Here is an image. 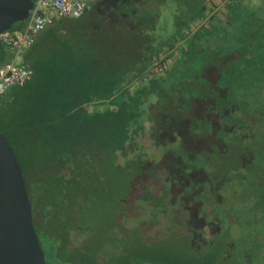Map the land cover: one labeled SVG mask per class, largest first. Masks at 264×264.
<instances>
[{"label":"rangeland","instance_id":"rangeland-1","mask_svg":"<svg viewBox=\"0 0 264 264\" xmlns=\"http://www.w3.org/2000/svg\"><path fill=\"white\" fill-rule=\"evenodd\" d=\"M126 1L119 3L118 10L115 8L112 10L114 13L112 18L118 20L116 23L106 21L105 17L100 16L99 9L96 8L81 18L66 20L64 24L56 26L52 32H47L41 44L26 60L35 69L33 80L26 86L15 87L5 96L0 97V115L4 122H8L12 111L20 104L21 96L41 94L40 91L44 89L50 76H54L58 82L65 80L66 77L80 76L76 81L74 78L73 80L85 84L84 88L76 95L77 99L84 100L107 96L124 85L132 84L137 80L141 81L145 75L149 76V80L152 77L165 78L171 68L180 69L182 66L185 69V64L181 62L180 65L179 62L180 51L177 52L178 58L174 59L175 55H173L172 59L171 51L168 53V50L171 44L178 42L176 37L185 28L184 24L188 18L203 12H208L206 16H210V14L212 16L217 11L215 17L221 18L224 5L232 7L237 4L239 8H235L236 14H234V8L227 9L230 11L228 18H232L229 22L231 26L224 25L225 28L214 30L213 33L218 31L217 35L213 34L209 42L207 40L200 41L197 44L199 46L195 47L196 52L194 53H197L200 46L204 48L199 54L193 55L190 60L195 66L194 74L181 68L180 72L184 76H191L193 84L177 79L178 82L176 81L174 87L168 89L167 95H172L173 99L175 93L200 96L201 99L193 98L194 108L187 114L189 104L186 102L181 103L177 110L175 106L173 108L164 107V99L167 95L164 98L163 96H151L149 102L146 103L147 116L153 117V120L147 118L144 120L145 134L138 139L140 142L138 151L136 155L130 153L128 158L137 160V157H140L147 164L144 166L143 172L137 176L130 191H128L127 185L129 183L130 186L132 182V170L124 171L125 173L119 175L124 181V187L120 189L124 205L122 212L115 216V220L124 233L128 232L129 245L124 244L123 246L122 244L114 249H105L100 256L102 261L109 262L113 256L123 255V264L137 263L144 259L137 250L140 243L135 241L137 233L134 232H138L143 235L144 242L155 245L156 248L162 247L165 253H171V255L181 254L179 261L188 263L190 262V254L186 253L188 242L184 239L183 234L190 230L189 225L201 229L203 233L200 235L201 238L208 237L218 231L220 228L216 224H213L212 227H203V217L212 221V201L215 200L224 198L226 209L232 208L234 196L247 192L248 187L242 181V176L248 175V170L240 168L238 153L242 147L237 142L232 144L228 139H224L227 142L225 144L227 145L226 152L221 153L214 145V151L203 150L199 153L196 152L191 157L183 149V146H180V137L185 136L184 126L188 125L189 129L195 130L198 134L195 137L196 142L200 141L197 148L202 147L206 142L203 139L207 138L205 131L206 129L210 130L212 126L208 120L206 122L195 116L201 117L208 111L209 116L214 117V120L223 125L230 122V116L224 114L222 106L228 107L231 103H235L239 104L241 109L236 127L244 126L247 125L245 100L250 96L252 99L264 98V93L261 95L259 88L260 83H263L264 86V71L261 70V61H256V69L253 71L250 68L237 69L238 63L247 64V61L249 62L250 58L247 59L246 52H252V54L254 52L256 57H260L264 51V0ZM107 8L108 5L104 3L100 10L106 11ZM121 10L123 13H127V17L122 19L121 16H118ZM227 15L225 14L226 17ZM212 20L213 17H208V20L204 21V15H200L195 20L193 28L198 29L196 27L199 25L202 27L207 23L212 24ZM221 20L227 21L226 18ZM21 24L22 22H17L13 27H18ZM210 30L209 26L202 29V31L208 32ZM2 46L7 49L4 45ZM238 53L240 56L235 60L228 58V55H238ZM164 54L169 56L165 62L159 63L165 64L166 69L162 72L163 75H159L153 70L154 65L158 63L155 62V58L160 61L164 58ZM143 67L145 68L143 69ZM87 68H93L94 75L91 72L79 73L80 70H87ZM216 68L220 70L221 76L218 74L219 72L215 74ZM207 69H209L208 72ZM206 73L212 82L219 76L218 86L209 90L210 98L217 100L216 106L212 105V100L197 93L198 83H206ZM206 84L209 86L210 83ZM212 85L214 86V83ZM223 86H225L224 90L219 89ZM263 107L264 104L259 105V108ZM90 109H94V106H90ZM175 110L179 112V116ZM165 112L166 114H164ZM168 113L177 119L180 118L182 133L166 134L159 132L158 129L154 130V127H160V124L165 123L167 118L170 119ZM250 113L253 114V112ZM260 122L258 121L257 124ZM255 132L260 135L257 130ZM217 133L218 136L226 138V135H223L224 131L219 130ZM261 136L264 138V133ZM245 143L247 142L243 140L242 144L245 145ZM170 152L182 155V161L180 157L169 154ZM125 159V157H120L119 163H123ZM257 160L259 161L258 158L254 161L256 164ZM198 167H204L206 173H211V179L215 181L213 184H216L217 192L210 197L208 203L200 202L202 193L198 192L201 190L199 188L201 181L207 177L206 173L188 174L192 169ZM180 171L193 179L191 184H187L188 178L180 176ZM238 177L241 179L240 181L237 180ZM165 184L169 186V192L173 197L166 199L161 210L159 208L156 211L158 213H154V210L149 206L150 202L141 199L142 194L145 190H149L153 195L161 194ZM209 184L210 182L206 185ZM180 187L184 188L182 192ZM187 194L189 197L184 198ZM229 228L231 233H235L237 230L235 226ZM196 242L193 239L194 245L197 244ZM99 243L100 239L97 238L91 242L93 245ZM128 246L130 249L132 246L135 247L134 254L128 252ZM208 250L207 245L203 251L206 253ZM218 263L232 264L230 261L222 259H219Z\"/></svg>","mask_w":264,"mask_h":264},{"label":"trees","instance_id":"trees-1","mask_svg":"<svg viewBox=\"0 0 264 264\" xmlns=\"http://www.w3.org/2000/svg\"><path fill=\"white\" fill-rule=\"evenodd\" d=\"M229 7L231 6L224 5L221 18L215 17L218 11L212 16L210 14L209 17H213V20L209 32L202 31V28L195 33L191 31L194 22L192 20H196L199 14L188 18L185 28L176 37L180 44L177 46L173 43L168 50L169 53L179 49V62L180 65L181 62L185 64V69L181 66L184 71L194 74L195 66L190 60L193 55L203 51L204 47L200 46L197 53H194L200 41L209 42L213 34H218V31L217 34L213 33L214 30L231 26L229 22L232 18H228L230 11L227 10ZM232 8L236 14L235 8H239L238 5L234 4ZM225 14H228L227 17ZM118 16H122V19L127 17L121 12ZM224 18L227 21L221 20ZM246 53L247 59L250 58L249 62L238 63L237 69L250 68L253 71L256 69V61H261V70L264 71V51L260 57H256L254 52ZM239 56V53L231 54L228 58L235 60ZM11 57V52L1 45L0 63L7 62ZM181 68H171L165 78L152 77L150 83H141L135 89H132L134 82L110 92L107 96L84 100L76 97L85 85L75 82L80 76L66 77L61 82L50 76L44 89L40 91L41 94L21 96L20 104L10 114L8 122H4L0 115V130L23 168L32 202L34 225L46 252V264L124 263L123 255H115L109 262L102 261L100 257L105 249L128 244V232L124 233L115 220L124 205L120 194L124 181L119 175L132 170L131 187L129 183L127 185L130 191L147 164L137 156V160L128 158L130 153L136 155L138 151V139L145 134L144 120H153V117L147 116L145 105L151 96L164 98L177 79L193 84L191 76H184L180 72ZM92 69L80 70L79 73H93ZM33 70L32 79L22 87L33 80L35 69ZM217 72L221 76L219 69ZM217 83L214 86L198 83L197 93L210 98L209 90L216 88ZM259 86L263 95V83ZM194 97L191 94L175 93L173 99L172 95H167L164 107L175 106L178 109L181 103L190 105ZM212 101L216 106L217 100L213 98ZM258 104L262 106L264 98L252 99L250 96L245 100L244 107L246 112L262 117L264 124V107L259 108ZM90 106H94V109L91 110ZM229 107L241 110L239 104L235 103L228 107L222 106V110ZM170 118L173 122L175 116ZM262 142L264 143V138ZM120 157L126 158L123 163H119ZM258 158V165H264V147L259 151ZM213 182L215 181L210 177L201 181V190L198 192L202 193V204L208 203L210 197L217 192ZM169 189L165 184L162 193L158 195L145 190L141 199L150 202L153 212L158 213L156 211L159 208L161 210L166 199L173 197ZM195 189L196 187L194 191ZM263 197L264 189L249 187L244 194L234 196L231 209L224 206V198L212 201V220L219 222L221 227L203 238H195L194 234H183L188 242V263L179 261L181 254L165 253L162 247L156 248L155 245L144 242L143 235L134 232L137 233L135 241L140 243L137 250L144 259L132 264H219V259L232 264H264V202H259ZM229 218L234 225H225ZM230 226L237 228L235 233H231ZM95 238L100 239L98 245L91 244ZM193 239L197 241L196 245L193 244ZM207 245L209 250L204 253L203 249ZM128 249V252L134 254L135 247L130 249L128 246Z\"/></svg>","mask_w":264,"mask_h":264},{"label":"water","instance_id":"water-1","mask_svg":"<svg viewBox=\"0 0 264 264\" xmlns=\"http://www.w3.org/2000/svg\"><path fill=\"white\" fill-rule=\"evenodd\" d=\"M34 0H0V32L29 15ZM1 49V44H0ZM0 264H46L21 163L0 130Z\"/></svg>","mask_w":264,"mask_h":264},{"label":"flooded vegetation","instance_id":"flooded-vegetation-1","mask_svg":"<svg viewBox=\"0 0 264 264\" xmlns=\"http://www.w3.org/2000/svg\"><path fill=\"white\" fill-rule=\"evenodd\" d=\"M127 2L126 0H95V6L99 8V3L102 4H107L108 8L106 9V12L110 15H113L114 13L112 12L113 8L118 10V5L119 3H125ZM130 3V2H129ZM101 9V8H100ZM121 14H127V13H123L122 10L120 11ZM122 17V16H121ZM124 17V16H123ZM209 69H207L208 72ZM216 71V69H215ZM218 73L217 71L215 72V74ZM219 77V76H218ZM218 77L216 78V80L214 82L211 81L208 73H206V83H214V85L218 82ZM162 78V77H160ZM143 82H140L139 80H137L134 84H133V88H138V85L141 84ZM148 83H150V80H148L147 82H144V85H147ZM224 90V89H222ZM221 90V91H222ZM198 97V96H195ZM206 99H210L208 98V96L204 97ZM198 99H201L200 97H198ZM213 105V102H212ZM194 108L193 102L189 105L188 108V113ZM177 110V108H175ZM176 114H178L179 116V112L176 111ZM240 110H238L236 107H229V108H225L224 109V114H226L227 116H230V122L229 123H225L223 125L219 124L216 120H214V117H211L208 115V111L205 112V116H195V117H199L202 118L203 120H205L207 122V120L211 123L210 126H212L209 129H206L205 131V135L207 138L203 139L205 142V145H203L202 147L197 148L198 144H200L199 142H196L197 140H195L196 135H198L196 133L195 130L193 129H189V126L186 125L184 126L186 133L184 137H180V146H183V149L185 151H187L189 153V156L193 157L195 155L196 152H202L203 150L205 151H214L213 146L215 145L217 147V149L221 152L224 153L226 152V147L227 142L224 141V139H228L230 141V143L234 144L235 142L239 143L241 145V149L240 152L238 150V155L240 156V168H246L248 170V175H243L242 176V181H244L245 185H247V187L249 188H259V189H264V165H258L259 161L257 160V164L254 162L256 158H258V153L259 151L264 147V144L262 142V136L261 134L264 133L263 129H264V124L261 123L262 117H259V115H255L254 113L251 114L250 112H246L245 113V117L247 120V125H242V126H237L238 124L237 122L239 121V116L240 115ZM166 114V112L164 113ZM168 117L170 118V116H172L170 113L167 114ZM166 120H169L168 118ZM180 118L178 117L175 118L172 122L171 118L170 121H166L163 124H160V127H154V130L158 129L159 132H165L166 134H171V133H177V132H181L183 131L182 129V124H180ZM258 121H261L260 124H257ZM209 130V131H208ZM222 130L224 131L223 135H226V138H223L222 136H218V131ZM255 130H257L260 135L256 134ZM243 131V132H242ZM203 132V131H202ZM201 132V134H203ZM182 133V132H181ZM202 136V135H201ZM243 140H245L247 143H245V145L242 144ZM176 142V141H175ZM169 154H173L174 157H180L181 161H182V155L180 154H174L173 152H170ZM259 159V158H258ZM176 166V164H175ZM177 169V168H175ZM187 172V171H186ZM193 172H204L205 168L204 167H198V168H194L192 169L189 173H193ZM181 173L180 176H183V178L187 179V184H191L192 180L191 178H189L183 173V172H179ZM187 174V173H186ZM207 178H211V173H206ZM238 181H240L241 179L238 177L237 179ZM172 185L176 186L175 184L172 183ZM199 185V183H198ZM172 187V186H170ZM200 187V186H199ZM181 192L184 190V188L180 187ZM246 192V191H245ZM244 192V193H245ZM189 194L185 195L184 198L189 197ZM259 202H264V197L261 198V200ZM201 212V209H199ZM203 221H204V226L203 227H212L213 224H216L219 228L221 227V224L217 221L214 220H207L206 217H203ZM231 225L233 223L232 219L229 218L227 220V223L225 224L226 226ZM186 225V222H185ZM184 225V226H185ZM189 231L187 232L188 234H194V237L197 238L200 235H203V233L201 232V229L194 227L193 225H189Z\"/></svg>","mask_w":264,"mask_h":264},{"label":"built area","instance_id":"built-area-1","mask_svg":"<svg viewBox=\"0 0 264 264\" xmlns=\"http://www.w3.org/2000/svg\"><path fill=\"white\" fill-rule=\"evenodd\" d=\"M94 0H34V5L29 11L28 17L18 27H12L0 32V44L4 45L12 54L10 60L0 63V97L15 87L23 86L32 79L34 70L26 62L24 55L28 49L37 41L39 35L48 27L58 21L69 18H80L92 9ZM204 21L206 18L204 17ZM200 26V25H199ZM175 51V52H174ZM171 51V57L178 58L179 49ZM177 54V57H176ZM158 61L153 70L163 75L169 56ZM158 64V65H157ZM148 75H145L140 82H147ZM134 87V86H133ZM132 89H135L133 88Z\"/></svg>","mask_w":264,"mask_h":264},{"label":"crops","instance_id":"crops-1","mask_svg":"<svg viewBox=\"0 0 264 264\" xmlns=\"http://www.w3.org/2000/svg\"><path fill=\"white\" fill-rule=\"evenodd\" d=\"M101 5H102V3H99V8L98 7H96L95 6V0L93 1V6H92V9L91 10H93V9H99V14H100V16H103V17H105L104 19L106 20V21H108V22H110V23H116L118 20H116V18H112V16L113 15H110V14H108L106 11H102V10H100V8H101ZM91 10H89L88 12H86L84 15H86L87 13H89V12H91ZM206 13H208V12H203V13H201V14H199L198 15V17L200 16V15H204V17H206V20H208V17H209V15H207L206 16ZM83 15V16H84ZM82 16V17H83ZM195 16V15H194ZM193 16V17H194ZM197 17V18H198ZM81 18V17H80ZM69 19H77V18H69ZM69 19H64V20H61V21H58V22H56L55 24H53L52 26H50V27H48L47 29H45L40 35H39V37H38V39H37V41L28 49V51L26 52V54L24 55V58H25V60H27V57H28V55L30 56V54L33 52V50H35V48L36 47H38L40 44H41V42H42V40L46 37V33L47 32H52L53 31V29L54 28H56V26H58L59 24H64V22L66 21V20H69ZM192 21H194L195 22V19H193ZM194 22H193V25L191 26V31H193L194 33L195 32H198L201 28L203 29L204 27H206V26H211V24L209 23H207V24H205L204 26H202V27H196V28H198V29H195V28H193V26H194ZM180 44V42H177L176 43V45H179ZM90 67H93V68H95L94 66H90ZM3 97V96H2ZM1 97V98H2ZM1 98H0V100H1Z\"/></svg>","mask_w":264,"mask_h":264}]
</instances>
